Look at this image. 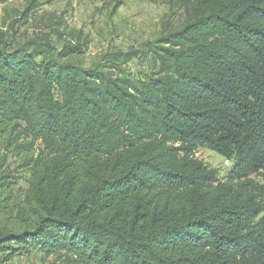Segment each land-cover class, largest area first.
<instances>
[{
    "label": "trees",
    "instance_id": "obj_1",
    "mask_svg": "<svg viewBox=\"0 0 264 264\" xmlns=\"http://www.w3.org/2000/svg\"><path fill=\"white\" fill-rule=\"evenodd\" d=\"M177 1L179 27L90 66L0 31V149L28 183L0 153V264H264V0Z\"/></svg>",
    "mask_w": 264,
    "mask_h": 264
},
{
    "label": "rangeland",
    "instance_id": "obj_2",
    "mask_svg": "<svg viewBox=\"0 0 264 264\" xmlns=\"http://www.w3.org/2000/svg\"><path fill=\"white\" fill-rule=\"evenodd\" d=\"M30 0H0V31L15 42L44 37L61 48L66 42L81 43L73 60L84 66L103 62L117 51L143 50L170 28L184 21V10L177 0H38L35 10H27ZM125 68L143 71L141 61ZM4 146V145H3ZM6 155V170L11 174L13 193L23 199L28 188L27 174L19 167L20 157L12 147L0 149ZM196 157L215 168L224 178L232 162L207 148L196 150ZM258 180L262 177L257 176ZM3 215L0 214V224ZM11 264H59L55 256L33 249L17 254Z\"/></svg>",
    "mask_w": 264,
    "mask_h": 264
}]
</instances>
